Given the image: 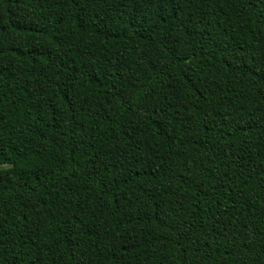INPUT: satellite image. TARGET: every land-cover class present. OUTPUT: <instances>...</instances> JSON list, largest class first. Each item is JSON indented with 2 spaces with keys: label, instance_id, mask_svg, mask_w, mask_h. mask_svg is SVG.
<instances>
[{
  "label": "trees",
  "instance_id": "16d2710c",
  "mask_svg": "<svg viewBox=\"0 0 264 264\" xmlns=\"http://www.w3.org/2000/svg\"><path fill=\"white\" fill-rule=\"evenodd\" d=\"M0 264H264V0H0Z\"/></svg>",
  "mask_w": 264,
  "mask_h": 264
}]
</instances>
